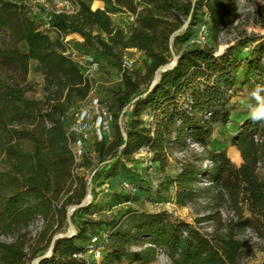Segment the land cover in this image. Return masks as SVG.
<instances>
[{"label": "trees", "instance_id": "1", "mask_svg": "<svg viewBox=\"0 0 264 264\" xmlns=\"http://www.w3.org/2000/svg\"><path fill=\"white\" fill-rule=\"evenodd\" d=\"M72 1L74 12L50 9L42 18L26 0H0V264H32L47 254L65 226L69 207L84 201L90 183L94 186L119 168L129 170L126 161L143 147L163 167L172 147L190 151L179 159L177 173L166 176L156 190L168 193L174 188L169 200L180 206L208 197L209 210L191 223L166 209L141 210L134 203L137 195L127 191L121 194L126 206L104 220L84 215L99 193L93 187V199L71 215L74 233L57 238L52 253L39 264H149L161 255L171 264H244L257 243L244 239L247 228L264 247V177L259 172L264 119L252 118L264 104V41L243 53L259 37L243 34L218 53L213 46L188 40L176 51L175 65L162 71L151 87L157 69L171 62L178 39L172 35L188 19L189 25L201 20L220 33L239 16V0H209L203 17L198 13L204 0H103L105 7L96 9L91 8L93 0ZM140 3H145L141 9ZM256 10L264 18V4ZM124 11L135 17L128 36L111 18ZM70 33L80 34L88 48L116 60L125 86L115 91L116 111L108 105L113 138L108 140V133L93 138L82 161L72 150L65 118L87 98L93 84L67 53L65 38ZM129 47L146 54L144 74L124 67L122 50ZM34 62L44 74L41 99L29 94L26 84ZM126 106L125 136L119 116ZM238 106L244 120L231 142L243 158L240 166L226 150L209 148L214 125L229 122ZM147 111L150 121L143 118ZM189 139L204 151L191 149ZM207 159L212 165L204 167ZM91 165L87 176L82 169ZM202 179L211 184L200 185ZM38 217L44 224L33 235L30 226ZM205 222L212 225L211 232L198 226ZM102 232L108 233L97 243L104 245L102 259L79 256Z\"/></svg>", "mask_w": 264, "mask_h": 264}, {"label": "rangeland", "instance_id": "2", "mask_svg": "<svg viewBox=\"0 0 264 264\" xmlns=\"http://www.w3.org/2000/svg\"><path fill=\"white\" fill-rule=\"evenodd\" d=\"M14 1L20 2L21 0ZM55 1L56 0H26V3L30 6L33 12L43 18L47 16L50 9L55 8ZM70 1L76 5L72 0ZM94 1L96 0H93L90 3L91 8H99V5L105 7L103 0H98L99 4L97 6H94ZM260 4H264V0H247L244 3H239L238 6L240 7L244 16V19L241 21V23H239V25L235 26L234 28L231 27L225 34L218 33L213 29L211 31L209 30L206 38L207 45L215 47L217 52L221 53L226 47L235 44L239 37L243 34H257L259 36L258 39L253 42V44L247 46L249 48L259 44L261 41H264V18L256 10V6ZM144 6L145 3L138 4L139 9L143 8ZM203 10L207 11L208 8L206 6H203V9L200 8L198 13L199 17H203L201 13ZM206 17L208 18L209 15ZM111 18L113 25L116 27H122L125 30L126 36H128L134 16L131 13L124 11L113 13ZM204 24L208 26L207 23L201 22V20L194 25H189L188 22L187 24H184L185 26H183L179 32L176 33L178 34V39L176 40V49H173V52L171 53V62L174 58V53L177 56L176 51L188 44V40L191 41L194 39L197 34H199L200 29ZM43 27H47V24H44ZM51 34L54 35V32H51ZM102 35L104 38H107L106 34L103 33ZM65 42L68 45L70 53L75 58H93L95 62L98 63L95 70L94 68L89 71L85 70L87 75L89 73V76H91L93 84L91 94L93 97L99 98L101 102L110 105L116 111L117 101L115 98V91L119 88L125 87L122 77V70L119 67V63L95 49L88 48L83 43V37L78 33L68 34L65 38ZM245 48L243 49V53L249 50H246ZM122 59L123 63L129 62L127 66L129 72L133 74H144L146 72V65L149 60L143 51L134 47L124 48L122 50ZM26 84L29 89V94L32 96H35L39 99L45 96L44 74L40 66L35 62L30 66ZM234 100L240 99L235 97ZM237 113L238 115L235 116ZM232 114H234V117H232ZM232 114L230 121L226 124L218 122L214 125V131L209 139V148L218 151L222 147H227V154L234 163L236 159L233 157L232 153L230 154L229 148L233 145L231 142L232 137L238 132L239 121L244 120L243 108L238 106L237 110L232 112ZM143 118L147 121H150L152 119L151 112H145L143 114ZM66 121H68V118ZM93 134L92 140L96 137V133ZM113 136V130L108 132V140L113 138ZM147 150L149 149L145 147L141 148L132 155L131 160L126 161L127 166L130 168L129 170L119 168L116 172L112 173L110 177L101 178L94 184L93 187H95V190H97L99 193L97 194L91 209L88 211V213H84V215L92 213L94 218H102L104 220L111 218L112 214H115L119 208H124V206H126L125 202L122 201L121 194L128 191V186L133 187L132 192L138 197V200L134 202L135 206L141 210L154 212L166 209L173 217L182 218L191 223L195 222L197 216H200L206 213V210H209V206L207 205L209 204V199L205 196L200 197L198 201L199 203L191 204L192 210L189 209L188 204L185 206L173 205L172 203L167 204L168 200L175 195V189L171 188L168 193H164L162 189L157 191L156 187L151 185V180H155L158 184H161L166 179V176H174L177 173L179 159L174 157V153L170 152L169 161L166 167H163L160 162H154L152 159L153 153H151L152 155H149ZM171 150L174 152L180 149L172 147ZM189 155L190 151L187 152V156ZM82 160L83 158L80 161ZM150 161H152L154 164V170H151V165L149 164ZM96 162L97 160L95 159L94 163ZM90 167H92V165L87 169H82L86 172L87 176L91 175ZM259 172L264 177V161L260 165ZM89 189L90 186L88 191ZM198 226L202 229L200 224ZM69 228L70 225L67 219L64 228L58 233L62 232L63 234H67L69 233ZM242 235L248 242H257L253 255L245 259L244 264H261L264 261V247L258 243L259 240L251 231L246 230ZM79 243L86 244L83 242ZM134 247H138V245H135ZM89 258L94 260L92 255H89ZM149 264H171V261L170 259L164 257Z\"/></svg>", "mask_w": 264, "mask_h": 264}, {"label": "built area", "instance_id": "3", "mask_svg": "<svg viewBox=\"0 0 264 264\" xmlns=\"http://www.w3.org/2000/svg\"><path fill=\"white\" fill-rule=\"evenodd\" d=\"M196 0H193V3H195ZM209 0H204V6H206V2ZM247 0H239V3H244ZM55 8L54 10L56 11H64V12H74L76 7L75 5L70 1V0H56L55 1ZM104 8V7H103ZM132 14V13H131ZM133 15V14H132ZM134 16V15H133ZM208 16V15H207ZM135 19V17H134ZM244 19V16L241 12V9L239 7V16L235 19V21L232 24L223 26L221 29L222 34H225L229 31V29L232 27L234 28L235 26H238L239 23ZM189 22V19L186 21L185 24ZM209 32V28L207 25H203L202 28L200 29L199 34L190 41L195 42L200 45H206L207 41V35ZM246 50L249 49V47L245 48ZM67 53H70L68 50ZM74 57V56H73ZM75 58V57H74ZM76 60L79 62V64L83 67V70H91L94 68V70L97 68L98 63L95 62L93 58H76ZM129 62H124V66H128ZM85 75L88 77L90 74L85 72ZM91 80V76L88 77ZM92 90L90 94L87 96V98L81 102H79V105L75 108L72 109V111L69 113V115L65 118L66 122V127L68 129V134L71 136L72 142V150L76 156V159L80 161L83 156L85 155L86 151L89 148V143L92 141V135L93 133H96L97 139H103L104 136L111 131L112 129V121H113V114L111 110L109 109V106L106 103L101 102V100L97 97L92 96ZM129 109V106L124 107L122 113L119 116V123L121 125L122 131L124 132V122L126 120V117L124 116V113ZM71 115V117H70ZM68 118V121L66 119ZM70 118V119H69ZM96 120V121H95ZM258 140L260 139V136L257 134L255 136ZM190 143V148L195 149L198 151H204V146L201 145L198 142H194L191 139H189ZM149 155H152L149 150ZM188 150H177L174 151L173 155L177 159H184L187 156ZM151 165V170H154V164L152 161L149 162ZM204 167H208L212 165L211 160H205L203 163ZM95 172V171H94ZM91 180V177H90ZM152 185L156 187L158 185L157 181L151 180ZM211 182H207L204 179L200 182V185H209ZM128 186V185H127ZM90 188L93 189V184L90 183ZM132 186H128V191H132ZM93 195L91 194V199ZM91 201V200H90ZM173 204L174 201L169 200L167 204ZM188 207L190 210H192L191 204H188ZM224 216H226V213L223 211ZM44 224V219L42 217H38L30 226L31 232L33 235H35L42 227ZM202 229L211 232L212 231V225L208 222L201 223ZM247 230L251 231L254 236L258 239L256 234L250 229L247 228ZM74 233V230L72 231ZM108 233L107 232H102L101 236H94L91 241L89 242L87 246V251L84 253L78 254L81 257H88L89 255H92V258L95 259L96 261H100L103 256V248L104 245L102 244H97L99 239L102 238H107ZM259 240V239H258ZM168 258L165 255H161L159 259L161 258ZM169 259V258H168Z\"/></svg>", "mask_w": 264, "mask_h": 264}, {"label": "water", "instance_id": "4", "mask_svg": "<svg viewBox=\"0 0 264 264\" xmlns=\"http://www.w3.org/2000/svg\"><path fill=\"white\" fill-rule=\"evenodd\" d=\"M184 26H185V25H184ZM182 28H183V27H182ZM182 28H180L179 30H177V31L172 35V38H173L174 35H175L177 32H179ZM176 61H177V56H176L175 53H174V58H173L172 62H170L169 64H166V65H162L161 67H159V68L157 69V71H156V73H155V76H154V78H153V81H152L151 87H152L153 85H155L156 82L158 81L160 73H161L162 71H164V70H167V69L173 67V66L175 65ZM124 135L126 136L125 133H124ZM91 194H92V189L90 188L89 191H88L87 196L85 197L84 201H83L81 204H79V205H72V206L69 207V210H68V221H69V225H70L69 233H67V234H62V233L57 234V235L53 238L52 243H51V246H50V248H49L47 254H45V255H43V256H40V257H38V258H35V259L32 261V264H39V262L41 261L42 258L47 257L48 255H50V254L52 253V251H53L54 241H55L57 238H59V237H65V236H69V235L72 233V231L74 230V226H73V223H72V221H71V215H72V213H73V211H74L75 209L79 208L80 206H84V205H86L87 203L90 202ZM71 228H72V231H70Z\"/></svg>", "mask_w": 264, "mask_h": 264}, {"label": "crops", "instance_id": "5", "mask_svg": "<svg viewBox=\"0 0 264 264\" xmlns=\"http://www.w3.org/2000/svg\"><path fill=\"white\" fill-rule=\"evenodd\" d=\"M98 7L99 8H103L104 6L99 5ZM237 115H238V113L235 114V116H237ZM232 117H234V114H232ZM241 122H242V120L239 121L238 127L241 124ZM221 149L227 150V147H224V148L222 147L219 150H221ZM229 152H230V154L232 153L233 157L236 159V161L234 162L236 164V166H240L242 164V162H243V158L241 156V153H240L239 149L235 145H232L229 148ZM237 161H239V162H237Z\"/></svg>", "mask_w": 264, "mask_h": 264}, {"label": "clouds", "instance_id": "6", "mask_svg": "<svg viewBox=\"0 0 264 264\" xmlns=\"http://www.w3.org/2000/svg\"><path fill=\"white\" fill-rule=\"evenodd\" d=\"M253 95L256 96L257 99H259V96H258L257 93H253ZM252 118L254 120L264 119V104H262L260 106V108L253 113V117Z\"/></svg>", "mask_w": 264, "mask_h": 264}, {"label": "bare ground", "instance_id": "7", "mask_svg": "<svg viewBox=\"0 0 264 264\" xmlns=\"http://www.w3.org/2000/svg\"><path fill=\"white\" fill-rule=\"evenodd\" d=\"M98 4H99V1L98 0L94 1V6H97ZM70 231H72V228L70 229Z\"/></svg>", "mask_w": 264, "mask_h": 264}]
</instances>
